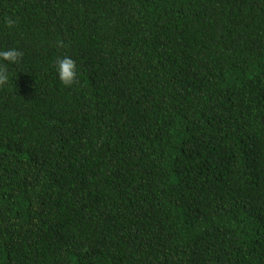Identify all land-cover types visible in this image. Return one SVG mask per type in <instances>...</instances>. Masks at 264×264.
I'll use <instances>...</instances> for the list:
<instances>
[{"label":"trees","instance_id":"16d2710c","mask_svg":"<svg viewBox=\"0 0 264 264\" xmlns=\"http://www.w3.org/2000/svg\"><path fill=\"white\" fill-rule=\"evenodd\" d=\"M13 48L0 264H264V0H0Z\"/></svg>","mask_w":264,"mask_h":264},{"label":"clouds","instance_id":"9594fccd","mask_svg":"<svg viewBox=\"0 0 264 264\" xmlns=\"http://www.w3.org/2000/svg\"><path fill=\"white\" fill-rule=\"evenodd\" d=\"M9 27L14 23L13 20L9 19L7 21ZM21 56V53L17 49H9L0 51V58L9 62H16ZM57 73L59 75L60 81L65 85H72L77 78L76 63L73 59L69 57H64L57 61ZM9 79V73L6 67L0 66V84L4 83Z\"/></svg>","mask_w":264,"mask_h":264}]
</instances>
